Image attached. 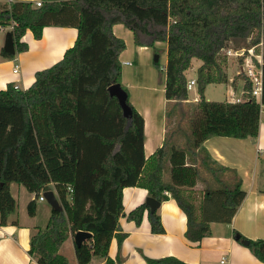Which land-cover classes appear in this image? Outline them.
<instances>
[{
    "label": "trees",
    "instance_id": "obj_1",
    "mask_svg": "<svg viewBox=\"0 0 264 264\" xmlns=\"http://www.w3.org/2000/svg\"><path fill=\"white\" fill-rule=\"evenodd\" d=\"M0 4V25L10 26L18 52L27 30L42 36L46 25L73 26L76 38L62 57L35 72L33 83L23 89L8 84L0 89V224L15 211L10 184L23 186L34 198L27 204L33 216L40 192L54 190L59 210L51 209L47 224L30 237L28 253L38 264H67L59 252L62 243L79 230L91 236L75 246L78 264L105 258L113 237L121 243L119 217L124 215L122 190L139 186L148 196L166 200L167 192L186 215L184 233L199 241L210 232L209 222H230L245 192L236 176L226 182L221 175L230 168L216 163L202 146L212 136L256 138L264 106V0H41ZM122 23L133 32L136 45L166 42L164 96L173 102L166 123L187 118L180 102L188 99L185 71L192 58L201 60L196 70L200 96L192 105L183 144L167 139L149 157L144 154V119L129 102L123 114L108 87L120 83L119 54L123 39L112 32ZM249 39L248 43H243ZM262 43V93L260 103L251 96L252 82L244 78V98L239 101H207L209 83L228 80L225 71L228 48L256 51ZM1 55H14L1 50ZM153 63L158 66V60ZM122 86V85H121ZM122 88L127 90L122 86ZM190 160V162L187 161ZM169 164L166 167V164ZM169 172V181L163 174ZM207 170L218 183L201 190L197 199L191 189ZM199 202H198V201ZM142 204L126 218L140 223ZM153 233L164 231L157 210L148 211ZM252 254L264 264V239H247ZM144 259L147 264H188L173 257Z\"/></svg>",
    "mask_w": 264,
    "mask_h": 264
},
{
    "label": "crops",
    "instance_id": "obj_2",
    "mask_svg": "<svg viewBox=\"0 0 264 264\" xmlns=\"http://www.w3.org/2000/svg\"><path fill=\"white\" fill-rule=\"evenodd\" d=\"M17 1L34 2L35 0ZM1 3H3L2 0H0ZM10 30V26L0 29V89L6 88L8 84H17L23 89L29 87L35 80V72L57 62L64 51L73 45L77 34V29L73 26L46 25L42 29V36L36 39L32 32L27 30L21 38L27 48L18 52L14 43V56L8 58L1 55V50H3L5 34ZM112 32L117 37L123 38L126 45L119 54L120 85L123 86L122 83H125L129 89L128 92L125 88L129 102L143 116L144 154L147 158L161 147L166 139L168 144L173 143L166 138V112L170 103L173 102L166 100L164 96L165 72L158 80L154 69L148 65V73H146L144 67L151 59L150 46L136 45L133 48L127 45L126 36L130 37L134 43L133 32L122 23L114 24ZM160 44L165 45L166 54V42H155L156 46ZM159 58L160 55H158V60ZM166 62L167 55L163 59L162 66L157 68L161 67L160 69L164 71ZM15 65L17 66L16 73L13 72ZM200 65L201 60L192 58L191 66L184 72L187 81L195 80V84L188 90V99L180 102L182 108L187 105L192 106L200 99L196 89V70ZM241 68L240 66L239 73H241ZM226 73L228 76L229 71ZM243 83L241 78L228 76L226 82L219 84L223 85L224 98L211 99L208 96L207 88L211 85L215 86L211 94L220 95L218 84L213 83L206 85L204 97L207 101L242 99L245 93ZM178 112L176 111L175 116ZM202 146L216 163L230 168L231 171H226L221 175L222 179L230 182L236 176L241 180V188L245 195L230 222L211 221L209 222L210 232L207 236L199 241H190L184 235L187 228L185 213L165 192L166 200L160 201V207L156 209L164 231L153 233L148 219V211H150L148 206V209L143 212L140 223L126 218L130 211L145 204L148 197L147 190L139 186L125 187L122 190L125 214L119 217L118 231L124 233L125 236L120 244L117 238L113 237L108 247V258L114 261L117 257L122 259L114 264H147L144 256L149 258L173 256L188 264H263L243 243L244 240H238L236 233L247 239H264V165L258 168V155L264 154V106L256 138L212 136L204 140ZM187 161L190 162L189 159ZM168 165L167 163L166 167ZM200 170V178L191 188L198 200L203 197L202 189L205 187L215 189L218 185L216 179L207 170ZM165 171L163 179L169 181V172L167 169ZM13 184L15 183L10 184V192L17 204V197L23 189L21 185ZM53 192L56 195L54 190ZM27 194L25 205L28 214L27 204L34 198V194L28 191ZM35 201L36 208L33 216L28 214L29 218L22 222L15 208L6 222L0 224V264H38L28 253L29 241L37 229L45 227L52 207L48 203L45 206L44 200L36 199ZM39 213L43 214L46 219L44 224L37 219ZM59 252L67 258V264H78L73 236H69L62 243ZM222 257H225L224 263H221ZM89 264H107V262L105 258L96 257Z\"/></svg>",
    "mask_w": 264,
    "mask_h": 264
},
{
    "label": "rangeland",
    "instance_id": "obj_3",
    "mask_svg": "<svg viewBox=\"0 0 264 264\" xmlns=\"http://www.w3.org/2000/svg\"><path fill=\"white\" fill-rule=\"evenodd\" d=\"M3 1V0H2ZM3 3H5L3 1ZM126 38V41H127V45H130L132 46L133 48L136 47V44H134L132 42V40L130 39V37H125ZM123 39V38H122ZM250 38L246 39L243 41V43H248ZM250 47H253L254 49H256V47L254 45L250 46ZM248 47V48H250ZM257 47H259L258 49H262L261 45H258ZM248 48H244V49H248ZM149 51L151 53V59L149 60V64H147V66L144 67V69L146 70V73H148V65L151 69H154L155 73H156V76H157V79H161L163 77V73L164 71L161 70L159 68H157L158 66H162V62H163V59L166 58V54H165V45L164 44H160L159 46H156V45H153V46H150L149 47ZM256 53H258L259 51H256ZM158 54L160 55V58L158 60V66H156L154 63H153V56L154 54ZM245 55H248L249 52L245 50L244 52ZM225 56L227 57V63L225 65V71L228 72L229 71V74L228 76H232L234 78H241L243 79L244 81V78L245 77H248L247 74L242 70L241 73H239V67L243 65V57H236L234 55H227L225 54ZM254 59V63L256 65V68H255V72L257 73L260 69H261V66H262V62H258L257 59L253 58ZM260 60H261V57H260ZM144 70V71H145ZM236 80H234L235 82ZM124 88H126L129 92V89L125 86V83H122ZM213 84H218V88L220 89V95H215V94H211L212 92V89L215 87L214 85H211V86H208L207 88V92H208V96L211 98V99H221V98H224L223 95H222V88H223V85H219L220 83H213ZM223 84V83H222ZM191 110H192V106H185L183 108V112L186 116L190 117L191 115ZM176 113V112H175ZM174 113V115H175ZM178 114V113H177ZM176 114V115H177ZM178 117V116H174L172 117L171 120L167 121L166 123V138H168V140L170 142H173V143H178V144H183L184 140H185V136L182 135V132L180 131L179 128H182V129H185L187 130V125H188V117L187 118H181L180 121L178 122L175 118ZM264 165V154L261 155L259 154L258 155V168H262V166ZM224 177H228L227 175ZM13 185H16V184H13ZM15 187V186H14ZM22 187V193H20L17 197V204H16V212L17 214L19 215V217L21 218V221H25L27 218H29L27 212H26V200L28 198V194H27V191L26 189ZM16 188V187H15ZM38 202V200H37ZM43 204L46 206L48 205L47 204V201L44 200L43 201ZM39 222L41 224H44L45 222V217L43 216V214L39 213L38 214V218Z\"/></svg>",
    "mask_w": 264,
    "mask_h": 264
},
{
    "label": "water",
    "instance_id": "obj_4",
    "mask_svg": "<svg viewBox=\"0 0 264 264\" xmlns=\"http://www.w3.org/2000/svg\"><path fill=\"white\" fill-rule=\"evenodd\" d=\"M3 50L9 54L15 53V45H14V38L11 31H7L4 37V43H3ZM153 60H158V55L154 54ZM110 95H113L117 98L119 105L122 108L123 114L128 116L131 113V109L128 106L126 99H127V93L122 88L120 83L112 84L108 87ZM44 199L47 201V203L56 210H59L61 208L60 203L54 194L52 190H45L42 193ZM146 206L149 207L150 211H154L160 207V201L156 200L155 198L148 196L145 200ZM91 236V233L84 230H79L74 233L73 240L75 246L79 245L81 242H83L85 239L89 238ZM243 243L245 245L248 244L247 240H244Z\"/></svg>",
    "mask_w": 264,
    "mask_h": 264
},
{
    "label": "built area",
    "instance_id": "obj_5",
    "mask_svg": "<svg viewBox=\"0 0 264 264\" xmlns=\"http://www.w3.org/2000/svg\"><path fill=\"white\" fill-rule=\"evenodd\" d=\"M5 3L10 4L14 2V0H3ZM35 6H40L42 1L41 0H35L34 2ZM11 27V25H10ZM0 29H4V26L0 25ZM258 45L262 46V43L260 42ZM248 51L249 54L245 55L244 52ZM225 53L227 55H234L236 57H243V65L241 66L242 70L247 74L248 78L252 82V88L250 91V94L252 97L255 98L256 102L260 103L261 100V93H262V70L260 69L257 73L255 72L256 65L254 63V59H257L258 62H262V55H261V49L260 52L256 53L255 49L253 47H250L248 49L244 48H238V49H232L228 48L226 49ZM261 57V60H260ZM241 70V71H242ZM13 72H17V66L15 65ZM195 84V80H188L187 81V89L189 90L192 85ZM14 88H21L17 84H13ZM239 98L233 99L232 101H239ZM43 191L39 193L37 199L39 200H45L43 195ZM225 257H222L221 263H224Z\"/></svg>",
    "mask_w": 264,
    "mask_h": 264
}]
</instances>
